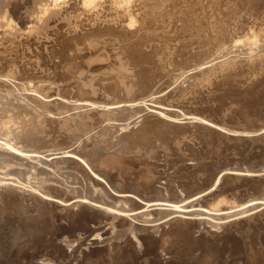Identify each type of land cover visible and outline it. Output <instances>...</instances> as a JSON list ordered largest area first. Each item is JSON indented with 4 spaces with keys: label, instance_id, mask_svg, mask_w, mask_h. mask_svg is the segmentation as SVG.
I'll return each instance as SVG.
<instances>
[{
    "label": "bare ground",
    "instance_id": "obj_1",
    "mask_svg": "<svg viewBox=\"0 0 264 264\" xmlns=\"http://www.w3.org/2000/svg\"><path fill=\"white\" fill-rule=\"evenodd\" d=\"M213 1L210 13L202 0H0V264H208L217 253L222 260L215 264H264V229H251L249 249L235 235L264 213V164L218 168L203 185L181 180L183 173L175 186L151 173L156 163L137 172L121 154L141 156L152 138L170 139L193 120L209 132L264 139V125L230 129L204 111L166 103L163 93L149 99L173 57L196 62L174 58L180 73L169 81L172 94L163 86L171 98L191 91L194 77L208 69L264 56V41L232 33L240 6L258 11L264 0ZM51 36L59 60L53 73H31L42 64L24 61L25 47ZM98 88L118 99L98 96ZM236 180L245 183L232 187Z\"/></svg>",
    "mask_w": 264,
    "mask_h": 264
},
{
    "label": "rangeland",
    "instance_id": "obj_2",
    "mask_svg": "<svg viewBox=\"0 0 264 264\" xmlns=\"http://www.w3.org/2000/svg\"><path fill=\"white\" fill-rule=\"evenodd\" d=\"M202 2L206 5L207 4V6H208V10H209V12L211 13L212 12V7H213V4H214V1L213 0H202ZM264 4V3H263ZM251 6H252V3L250 4ZM250 5H246V6H248V7H246V6H244V8H249L248 10L247 9H244V11L246 10V12H242V9H243V7H241L240 6V10L241 11H238V16H239V18L237 19L239 22H237L236 20V22H237V24H234V22L232 23V27H234L235 28V32H232L233 34L235 33V34H237V35H239V38H241V39H243V41H249V42H260V41H264V8H263V6H262V8L260 7V9H258V11H256V9H255V11H256V13H255V11L253 10V8H251L250 7ZM238 8V7H237ZM263 9V10H262ZM253 10V11H252ZM263 11V12H262ZM240 12V13H239ZM249 12V13H248ZM261 12V14H259ZM246 13V14H245ZM254 13V14H253ZM240 14V15H239ZM243 14H245V15H243ZM254 15V16H251V15ZM263 14V15H262ZM257 15H259V16H257ZM260 15H261V19L263 18V21L260 19ZM241 16V17H240ZM248 16V17H247ZM251 16V17H250ZM247 17V18H246ZM259 17V18H258ZM246 18V19H245ZM249 19H252V21L250 20L249 21ZM255 19V20H254ZM256 20H257V23H256ZM259 20V21H258ZM262 21V22H261ZM235 22V23H236ZM254 22V23H253ZM260 22V23H259ZM248 25H247V24ZM239 24V25H238ZM235 25H237V27L235 26ZM247 25V26H246ZM251 25V26H250ZM254 25V27H252ZM256 25V26H255ZM260 25V29L257 27V26H259ZM263 26V27H262ZM263 28V29H262ZM259 31V32H258ZM262 32V34H259V33H261ZM255 33V34H254ZM53 38L54 37H50V38H47V39H40V40H36V42L34 41V42H32V44H34L33 45V47H32V44H28L25 48H26V53L25 54H22V59L24 60V61H34V62H36V63H38V64H40V62H41V64L42 65H38V67H36V68H34L33 67V69H34V71H33V69H32V71H31V73H36V74H38L37 72L39 71V73L40 74H42V73H51V71H52V73H53V68H52V65L54 64V63H56V62H58L59 60H58V58L56 57V56H54V54L52 53V51L55 49V46L57 47V42L55 41V40H53ZM25 39V38H24ZM50 40H53L52 42L50 41ZM43 41H45V42H43ZM47 41V42H46ZM49 41V42H48ZM37 42H39L38 44H37ZM40 42L41 43H43V44H40ZM37 45H36V44ZM45 43V44H44ZM46 43H48V45L46 44ZM52 43V44H51ZM54 43H55V45H54ZM263 43V42H262ZM37 47H39V46H41L42 47V49H41V47H39V48H37ZM44 46V47H43ZM47 46V47H46ZM51 46V47H50ZM32 47V48H31ZM51 49V54L54 56V57H56L55 59H54V57L49 53V52H47V51H49L50 49ZM35 48V49H34ZM54 48V49H53ZM38 49H40V50H38ZM49 49V50H48ZM32 50V51H31ZM34 50H35V53H34ZM161 50V49H160ZM159 50V51H160ZM41 51H44L43 53H45V54H43ZM37 52H38V54H37ZM161 52V51H160ZM31 53V54H30ZM42 53V54H41ZM49 53V54H48ZM27 54H28V56H27ZM33 54H35V55H33ZM39 55V56H38ZM42 55H44V56H42ZM263 55V53L261 54V55H259V58L261 59H258V56L257 57H255L256 58V60H255V58H253L252 60H246L245 62H246V64H247V67L246 68H244L245 67V65L244 64H242L241 62H239L240 64L239 65H237L238 63L235 61V65H237V66H235L234 67V65L232 66V64H233V62H232V64L229 66V64L227 65H223L222 67H223V69H222V67L220 66L219 68L218 67H214L213 69L215 70L216 68H218V69H216V71H218V72H215L214 70V72L211 70V69H208L207 71L209 72L210 70V74H213V75H210L207 71L205 72V73H207L206 75L205 74H201L200 76L201 77H204V79H205V77L207 78V80L205 79V82H204V79H200V76L198 77L199 78V80H198V78L197 77H194L195 78V81L193 82V84H194V86L193 85H191V86H193V87H189V89H188V91L189 90H191V88H192V90L191 91H187L188 93H181L179 96L178 95H175L174 97H170V96H172V95H168V94H172V89L170 90V86H171V83H170V85H169V81L170 82H172L171 81V79H173V78H177L178 76H176V75H178L177 73H180L179 72V66H180V64H178L177 62L179 61V63H184L183 61H189L188 63L190 64V65H192L194 62H196L195 61V59L193 58L192 59V57H190V56H188V58H187V56H185V57H183L184 55H182L181 57L180 56H178V58L177 57H173L172 59H170L168 62H166L165 63V65H164V67L165 68H163V69H161L160 70V72H165L166 70V72L167 73H171V76H169V74L168 75H166V77L164 76V78H165V80H164V78H161V80H159V81H163L162 83H160V82H158V86H156L157 88V92H155V94L153 95V96H151L149 99H152L153 97H154V99L156 98V100H159V99H161V98H163V96H165V98L164 99H162V100H166V98H167V100L165 101L166 103L167 102H172V104L174 103V102H176V104L174 105V106H176L177 107V105H178V107L177 108H180L181 110L183 109H185L184 111H190V109H191V112H193L194 111V109H195V111H198V113H199V111H200V115H203V114H205V117H207L208 119H210L212 122L214 121V122H216V123H219L220 125H223V126H225V127H228V128H230V129H236V130H242L243 129V127H245L246 129H248V128H250V127H257V126H262V125H264V92H262V91H264V85H262V84H264V79H263V76H264V59L262 60V57L264 58V56H262ZM30 56V57H29ZM42 57L44 60L42 61V60H40L39 59V57ZM47 56H49V57H47ZM194 56V55H193ZM27 57V58H26ZM52 57H53V59H52ZM180 57V58H179ZM182 57L183 58H186V59H188V60H186V59H182ZM48 58V60H46ZM174 58H177V59H179L178 61L175 59L174 60ZM53 61H52V60ZM169 59V58H168ZM167 59V60H168ZM180 59H182L181 61H180ZM189 59H191V60H189ZM56 62H55V61ZM58 60V61H57ZM258 60V61H257ZM261 62H260V61ZM26 61V62H27ZM48 62L49 61V63L51 64H48L47 66H46V64H43L44 62ZM52 63H51V62ZM175 61V62H174ZM191 61H193V62H191ZM251 61V62H250ZM159 62V64H162L160 61H158ZM171 62V63H170ZM245 62H243V63H245ZM253 62V64H254V62H255V64L253 65V67H251V66H249L248 67V65H249V63H250V65H251V63ZM104 63V62H103ZM179 65H177V64ZM263 63V64H262ZM169 64H172V65H169ZM259 64V65H258ZM50 65V66H49ZM166 65H167V67H166ZM255 65H257V66H255ZM260 65H262V66H260ZM44 66H46V69H47V71H46V69H43V67ZM168 66H170L169 68H168ZM260 66V67H259ZM47 67H50L49 69L47 68ZM227 67V68H226ZM251 67V68H250ZM225 68H226V70H225ZM229 68H231V69H229ZM166 69V70H165ZM221 69V70H220ZM228 69V70H227ZM31 70V69H30ZM36 70V71H35ZM42 70V71H41ZM50 70V71H49ZM164 70V71H163ZM220 70V71H219ZM231 70V71H230ZM63 71V70H62ZM223 71V72H222ZM229 71H230V75H228L229 74ZM213 72V73H212ZM220 72V73H219ZM224 72H226V75L224 74ZM219 73V74H218ZM222 73V74H221ZM225 75V77H224V75ZM204 75V76H203ZM210 75V76H209ZM232 75V76H231ZM175 76V77H174ZM213 76V77H212ZM235 76V77H234ZM170 77V78H169ZM209 77V78H208ZM227 77H229V78H227ZM233 77V78H232ZM167 78H169L168 80H167ZM262 78V79H261ZM196 79H197V81H196ZM229 79H231V80H229ZM237 79V80H236ZM167 80V81H166ZM201 80H203V81H201ZM232 80H234L233 81V83H232ZM239 80V81H238ZM262 80V81H261ZM203 82V83H201V82ZM206 81H208V82H206ZM217 81V82H216ZM229 81V82H228ZM259 81H261V82H259ZM201 84H200V83ZM263 82V83H262ZM165 83V85H163ZM167 83H168V85H167ZM224 83V84H223ZM232 83V84H231ZM238 83V84H237ZM161 86H160V85ZM192 84V83H191ZM223 84V85H222ZM226 84H227V86H226ZM258 84V85H257ZM200 86V87H197V86ZM235 85V86H234ZM262 85V86H261ZM159 86H160V88H161V92H158L159 91ZM166 87L167 88V90H170L171 92L170 93H168V91L166 90V88L164 89V87ZM196 86V87H195ZM220 86V87H219ZM226 86V87H225ZM230 87V88H229ZM252 87V88H251ZM255 89H254V88ZM258 87H259V89H258ZM196 88V89H195ZM226 88V89H225ZM250 88V89H249ZM257 88V89H256ZM99 90H98V92H97V95L98 96H104V94H105V96L107 97V98H109V100L110 101H113V100H115V99H118V98H116V96L117 95H115V94H109V93H107V92H104L103 91V88L101 89V88H98ZM228 89H230V90H228ZM249 90V92H248V90ZM76 89H74V91H75ZM225 90V91H224ZM72 91H73V88H72ZM193 91V92H192ZM224 91V92H223ZM100 92V93H99ZM103 94H102V93ZM168 94H167V93ZM226 92V93H225ZM230 92V93H229ZM107 93V94H106ZM156 93H158V94H156ZM165 94V95H163V94ZM219 93V94H218ZM221 93V94H220ZM224 93V94H223ZM261 93V94H260ZM102 94V95H101ZM111 96V97H109V95ZM227 96H226V95ZM243 94V95H242ZM256 94V95H255ZM108 95V96H107ZM112 95H113V97H112ZM161 95V96H160ZM163 95V96H162ZM169 96V97H166V96ZM182 95V96H181ZM184 95V96H183ZM222 95V96H221ZM262 95V97L263 98H261L260 96ZM115 96V97H114ZM223 96H224V98H223ZM225 96L227 97V98H225ZM237 96V97H236ZM251 98H250V97ZM253 96L255 97V98H253ZM159 99H158V98ZM161 97V98H160ZM185 97H187V98H185ZM188 97H189V99H188ZM241 97V98H240ZM248 99H247V98ZM198 98V99H197ZM221 98V99H220ZM252 99V100H250V99ZM256 98H258V99H256ZM261 98V99H260ZM181 99V100H180ZM185 99V100H184ZM193 99V100H192ZM196 99V100H195ZM224 99V100H223ZM238 99V100H237ZM240 99V100H239ZM247 99V100H246ZM255 99V100H254ZM155 100V101H156ZM188 100V101H187ZM199 100V101H198ZM262 100V101H261ZM185 101V102H184ZM202 101V102H201ZM244 101V102H243ZM187 102H188V104H187ZM222 102V103H221ZM250 102H251V104H250ZM216 103V104H215ZM169 104V103H168ZM223 104V105H222ZM247 104V105H246ZM258 104V105H257ZM262 104V105H261ZM185 105V106H184ZM246 105V106H245ZM248 105H249V107H248ZM180 106V107H179ZM217 106V107H216ZM241 106V107H240ZM245 106V107H244ZM254 106V107H253ZM257 107V108H256ZM260 107V108H259ZM189 110H188V109ZM194 108V109H193ZM200 109H202V110H200ZM244 110V111H243ZM194 111V112H195ZM203 111H204V113H203ZM201 112L203 113V114H201ZM206 112V113H205ZM247 112V113H246ZM207 114V115H206ZM248 114V115H247ZM204 116V115H203ZM214 119V120H213ZM194 121V122H193ZM192 122H190L191 123V125L188 123V127L187 126H185L186 128V132L184 131L185 129H183V131H184V133H182L183 131H181V133H171V136H170V139H168V138H163V137H156L157 139H156V141H154V139H155V137L154 138H152L149 142L150 143H148L146 146H143L142 148H144L145 149V147H146V149L148 150V154L146 153L147 152V150L145 149H143L142 151L143 152H141V156H139L140 155V153H136V152H134V151H128V150H125L124 152H122L121 154H122V157L124 158V159H126V160H130V162H132L131 160H133V162L131 163V164H133L134 165V169H135V171H140V170H143V168L145 167V166H147V163L150 165H154L155 163V167L154 166H151V167H153V172H151L154 176L156 175L157 176V178H162V179H164V180H162V182L163 181H165V180H167L169 177V179L171 180V181H173L174 182V184H175V186H177L180 182H181V180H183V179H185V178H187L186 180H188L189 182H195L196 184L198 183V184H201V185H203L202 183H204V184H206L209 180H210V178H212V174H215V172H217V169L219 168V169H221V168H223V167H225V166H231V165H237V166H250V168L251 169H255V167H256V164H258L257 165V167H256V169H258V168H260L261 167V163H262V166H263V162H264V158H262V156L264 157V139H262V137H258V138H256V137H254V139L253 138H245V139H243V138H238V137H236L235 136V134H233V133H228V132H224L223 134L222 133H219L218 131H215V133H213L214 131H210L209 132V130L208 129H205V128H202L203 126H199V124L200 123H196L197 122V120H193ZM192 123H194V124H192ZM198 124V125H197ZM252 125V126H251ZM195 126V127H194ZM200 127V131H199V127ZM244 128V129H245ZM205 129V130H204ZM251 129V128H250ZM205 131V132H204ZM202 132V133H201ZM209 132V133H208ZM219 133V134H217V133ZM206 133H208V134H206ZM226 133V134H225ZM185 134V135H184ZM201 134H202V136H201ZM203 134H206V135H204L203 136ZM222 134V135H221ZM184 135V136H183ZM208 135V136H207ZM212 135V136H211ZM213 135H215V136H213ZM230 135H232V136H230ZM176 136V137H175ZM186 136V137H185ZM201 138H199V137ZM207 136V137H206ZM211 136V138H209ZM185 138V140H184V138ZM221 137V138H220ZM236 137V138H235ZM264 137V136H263ZM182 138V139H181ZM256 138V139H255ZM260 138V139H259ZM160 139V140H159ZM174 139V140H173ZM205 141H204V140ZM221 141H219V140ZM241 139V140H240ZM162 140V141H161ZM168 140V141H167ZM169 140H171V142L169 141ZM212 142H211V141ZM218 140V141H217ZM245 140V141H244ZM261 140V141H260ZM160 141H161V144H160ZM176 141V142H175ZM210 141V142H209ZM217 141V142H216ZM240 141H242V143H243V141L245 142V143H240ZM154 144H152V143ZM158 142V143H157ZM165 142V144H163ZM166 142H169V143H167L166 144ZM206 142V143H205ZM215 142H216V144H217V149H216V147H214V144H215ZM223 142V143H222ZM178 143V144H177ZM151 144H152V146H151ZM159 144V145H158ZM163 144V145H162ZM177 146H176V145ZM189 144V145H188ZM203 144V145H202ZM208 144H210L208 147H207V145ZM215 144V145H216ZM169 145V146H168ZM178 145H179V147H178ZM211 145H212V147H211ZM238 145V146H237ZM240 145H247L246 146V148H245V146H241L240 147ZM153 146H155V147H153ZM162 146V147H161ZM165 146V147H164ZM168 146V147H167ZM183 146V147H182ZM223 146V147H222ZM251 148H250V147ZM162 148V150H161V148ZM164 147V148H163ZM170 147V148H169ZM219 147V148H218ZM249 147V148H248ZM150 148H151V150H150ZM167 148V149H166ZM205 148H207V149H205ZM244 148V149H243ZM157 149V150H156ZM158 149H160L161 151H158ZM170 151H169V150ZM202 149V150H201ZM210 149H211V151H210ZM213 149H214V151H213ZM241 149V150H240ZM158 152H156V151ZM209 150V151H208ZM240 150V151H239ZM245 150H247V151H245ZM146 151V152H145ZM152 151V152H151ZM154 151H155V153H156V155H155V153H154ZM167 153H166V152ZM244 151V152H243ZM134 152V153H133ZM164 152V153H163ZM202 152V153H201ZM204 152H208V153H205L204 154ZM209 152H211V154L209 153ZM221 152H222V154H221ZM238 152V153H237ZM132 153V154H131ZM143 153V154H142ZM150 153V154H149ZM159 153H162L161 155L159 154ZM167 155H166V154ZM240 153V154H239ZM246 153V154H245ZM248 153V154H247ZM262 153V154H261ZM126 154V155H125ZM128 154V155H127ZM131 154V155H130ZM135 154V155H134ZM137 154V155H136ZM145 154V155H144ZM243 154H245V155H243ZM250 154V155H249ZM131 157H130V156ZM147 155V156H146ZM162 155H163V157H162ZM202 155H203V157H202ZM126 156V157H125ZM137 156L139 157V159L137 158ZM154 156V157H153ZM156 156H157V158L158 159H160V161L159 162H157V159H156ZM166 156V157H165ZM243 156V157H242ZM147 157V159H145ZM163 158V160H161L162 158ZM213 157V158H212ZM129 158H132V159H129ZM149 158V159H148ZM164 158H165V160H164ZM167 158H169V159H167ZM202 158V159H201ZM136 159H138V161L136 160ZM154 159H155V161H154ZM209 159V160H208ZM144 160V161H143ZM150 162H149V161ZM167 160V161H166ZM168 160H170V161H168ZM142 163V162H145L146 161V165H142L140 162ZM162 161V162H161ZM263 161V162H262ZM137 163V164H136ZM157 163H159V165H160V163H163L165 166H166V164H168L165 168H163L164 167V165L163 166H159ZM213 166H212V165ZM171 167H170V166ZM193 165V166H192ZM205 165H206V167H205ZM224 165V166H223ZM252 165H255V167L254 166H252ZM192 166V167H191ZM209 166V167H208ZM143 167V168H142ZM161 167V168H160ZM182 167V168H181ZM185 167V168H184ZM187 167V168H186ZM168 168V169H167ZM181 168V169H180ZM197 170H196V169ZM137 169V170H136ZM156 169V170H155ZM167 169V170H166ZM206 169V170H205ZM210 169V170H209ZM182 170V171H181ZM191 170V171H190ZM129 171V170H128ZM130 171H133V170H130ZM137 171V172H138ZM160 171V172H159ZM166 172V173H165ZM183 173H184V177L182 176L183 175ZM187 173V174H186ZM152 174H150V175H152ZM180 174V175H179ZM187 175V176H186ZM178 176H182L181 178L180 177H178ZM196 176V177H195ZM181 179V180H180ZM190 179V180H189ZM195 180V181H194ZM231 181H232V179H230ZM180 181V182H179ZM207 181V182H206ZM241 181H244V183H245V180H236V182H233V183H235V185H233L232 187H239V186H236V184H239L240 185V183H241ZM182 182H184V184H187V183H189V182H187L186 183V181L184 180V181H182ZM239 182V183H238ZM248 181H246V183H247ZM229 183V182H228ZM177 184V185H176ZM184 184H182V186L184 185ZM230 184V183H229ZM180 186H181V184H180ZM236 191H238L237 192V196H239V198H238V200H242L241 198H244V197H242L243 195L242 194H245V192H244V187H240V188H238ZM251 194H252V192H250ZM235 194V193H234ZM254 194V193H253ZM258 195H255V196H253V197H257ZM241 197V198H240ZM246 198V197H245ZM237 200V199H236ZM227 201L228 202H230V201H234V197L231 195V196H227ZM262 213H263V211H262ZM261 213V215L259 214V216H255V217H253V218H251V219H248V222L246 223H244L243 224V226H242V228H241V231L242 232H240V233H238V232H235L234 234L235 235H237L238 234V237H239V235L244 239H246V237L248 238L247 240H243L244 242L243 243H247V245H246V247H247V249H249L250 247H248V245L250 246V244H248L249 242H250V240H251V238H249L251 235H252V233H253V231L251 230L252 228L254 229V230H256V228L257 229H260V227H261V229H264V225H263V223H264V213L262 214ZM263 216V217H262ZM261 217V218H260ZM260 220H261V222H260ZM64 223L63 224H65V221H63ZM251 222V223H250ZM260 222V223H259ZM66 223H67V221H66ZM251 224V226H250V224ZM258 223V224H257ZM247 224V225H246ZM257 224V225H256ZM246 225V226H245ZM254 225V226H253ZM263 225V226H262ZM71 227H73V225H71ZM247 227V228H246ZM251 227V228H250ZM84 230H86V232H88L89 230H88V228H83ZM247 229V230H246ZM93 230H97V229H93ZM92 230V228H91V230H90V232H92L93 231ZM251 230V231H250ZM247 232V233H246ZM245 233V234H244ZM250 233V234H249ZM92 234V233H91ZM221 234V233H220ZM250 235V236H249ZM141 246V245H140ZM67 249V248H66ZM218 255V256H217ZM228 257V256H227ZM211 258V259H210ZM208 260V264H215V263H217L218 261H221L222 260V256H220L218 253L216 254V256H213V257H210ZM219 258V259H218ZM229 261H231V259L232 258H227ZM61 260H62V258L60 257V256H57V257H55V261L57 262V263H61Z\"/></svg>",
    "mask_w": 264,
    "mask_h": 264
}]
</instances>
